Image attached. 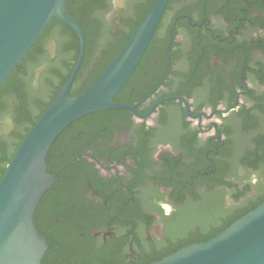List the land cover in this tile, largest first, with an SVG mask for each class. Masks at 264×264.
Segmentation results:
<instances>
[{"label": "flooded vegetation", "instance_id": "af4514ba", "mask_svg": "<svg viewBox=\"0 0 264 264\" xmlns=\"http://www.w3.org/2000/svg\"><path fill=\"white\" fill-rule=\"evenodd\" d=\"M151 1L66 0L85 33L70 94L99 77ZM67 25L49 22L20 90L4 94L2 152L30 121L17 123L15 109L33 119L70 76L80 40L76 55ZM114 100L129 107L87 114L58 144L57 164L67 161L51 172L62 182L56 210L69 205L54 219L84 222L93 258L128 264L175 252L264 201V0H170Z\"/></svg>", "mask_w": 264, "mask_h": 264}, {"label": "water", "instance_id": "95a60500", "mask_svg": "<svg viewBox=\"0 0 264 264\" xmlns=\"http://www.w3.org/2000/svg\"><path fill=\"white\" fill-rule=\"evenodd\" d=\"M169 1L156 0L99 77L83 92L70 94L85 51V33L67 10L66 0H0V88L54 17L69 24L80 40L69 78L21 141L0 180V264H44L49 245L36 227L34 214L55 181L48 170V152L77 119L129 107L114 98L140 63ZM9 131V127L4 130ZM150 264H264V201L209 240L184 246Z\"/></svg>", "mask_w": 264, "mask_h": 264}, {"label": "trees", "instance_id": "16d2710c", "mask_svg": "<svg viewBox=\"0 0 264 264\" xmlns=\"http://www.w3.org/2000/svg\"><path fill=\"white\" fill-rule=\"evenodd\" d=\"M156 0H152L151 3L146 7L145 11L142 12V14L139 16L138 20L132 25V29L128 36L131 35L133 30L137 27L139 22L142 20V18L146 15V13L152 8ZM68 7V5H67ZM56 17H54L52 20H55ZM70 30L71 27L67 25ZM73 37H70L72 42L76 44V55L79 52V42H78V36L76 33H72ZM127 36V37H128ZM126 37V38H127ZM38 48L37 43H35L31 47L30 53L27 54V56L22 59V61L15 67V69L12 71L10 76L7 78L3 86L0 88V108L1 107H7L8 105L2 100L4 94H6L9 90H12L11 88L14 87L16 90L19 89L18 87H15L16 80L19 77V73L24 71V63L28 58L30 54H32L33 50L36 51ZM103 70L100 69V71L89 80V83L85 86L88 87L102 72ZM69 74H67L62 82L55 87L54 92L51 95V99L43 104L42 107H40L39 112L36 117L33 119L29 117L30 112H27L25 110L24 105H20L15 109V112L18 113L17 118H15L16 122L20 123L23 121V119H28L29 124L25 127V129L21 132H18V141L16 142L14 148L11 150L10 153L2 152L3 148H0V162H3V165L0 166V180L3 176V174L6 171L7 164L10 162L15 150L21 143V141L24 139V137L27 135L31 127L35 124V122L38 120V118L42 115V113L47 109V107L50 105L52 99L58 92L59 87L66 81ZM84 88V89H85ZM83 89V90H84ZM82 90V91H83ZM3 105V106H2ZM88 116V115H85ZM81 117L74 121L72 124H70L54 141L52 144L48 155H47V163H48V170L50 172H56L57 169H59L64 162L67 161V159H62L61 163L57 164L56 159L54 158V154L58 149V144L63 139L65 134L78 122H81L84 120V117ZM2 143V142H1ZM59 175L56 178V182L53 184L51 189H49L45 195L43 196L42 200L40 201L35 214H34V222L36 224V227L38 230L46 237L48 242V249L46 250L44 256H43V263L44 264H104L102 261L103 258L95 257L93 258L92 252H91V244L89 243V228H84L80 224L84 223L82 221H79L77 219H67L65 221H56L54 219V216L57 212L61 211L64 213H69L68 204L62 205L56 210V206H59L58 198L56 197V192L60 188L62 182L61 178H59ZM61 201V200H59ZM65 206V208H64ZM256 207V205H253L252 208ZM232 222V221H231ZM231 222H227L226 226L229 225ZM85 232L84 234L82 232ZM221 230L215 232L213 236H216L219 234ZM82 233V234H81ZM212 236H206L204 238H198L195 241H206L209 240ZM175 251V250H174ZM172 251L165 253V254H158L154 256L153 258H150L149 255H146L142 257L140 260L135 261L133 263L128 264H150L154 260H158L163 258V256L168 255L172 253Z\"/></svg>", "mask_w": 264, "mask_h": 264}]
</instances>
